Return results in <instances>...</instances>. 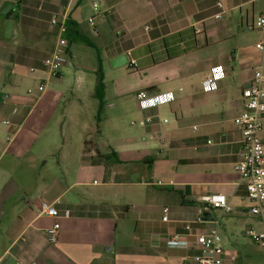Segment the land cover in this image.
Returning <instances> with one entry per match:
<instances>
[{
	"label": "crops",
	"instance_id": "crops-1",
	"mask_svg": "<svg viewBox=\"0 0 264 264\" xmlns=\"http://www.w3.org/2000/svg\"><path fill=\"white\" fill-rule=\"evenodd\" d=\"M218 3L223 5L221 19L216 18L221 12ZM263 13L264 0H0V264H196L193 243L198 233L210 230L219 232L225 250L238 255L236 263L229 258L227 264H264L261 246L248 236L250 228L263 232L264 221L250 216L253 203L245 187L236 185L241 133L234 124L244 109L242 93L261 59L257 45L264 41V32L260 30L253 46H238L237 38L240 29L244 33L254 29ZM56 16L93 45L95 77L99 62L104 79L107 64L113 69L127 67L130 74L154 70V80L134 94L115 88L116 98L127 99L126 107L134 102L136 121L154 118L142 127L141 139H124L123 149L138 156L136 162L150 169L152 179L166 174L174 160L196 167V180L185 182V190L176 188L183 184L179 182L123 180L138 169L133 167L137 163L124 161L119 177L113 162L96 158L97 153L108 152L96 144L86 149L95 131L90 130L91 122L70 134L75 146L66 148L64 142L50 138L48 120L37 116L47 92L32 102L28 90L45 79L42 63L56 42L50 24ZM7 20L14 21L9 40L2 37ZM231 40L233 50L225 47ZM72 44L78 43L68 42L64 70L74 58ZM216 44L221 46L209 52ZM120 56L128 62L113 65ZM131 60L136 61L135 68ZM216 67H222L224 76L216 81L215 91L206 93L201 82ZM140 91L172 94L174 100L143 110L137 101ZM169 113L175 117L173 123ZM187 120L196 133L190 137L183 133ZM54 163L62 167L63 177L51 174ZM170 187L180 191L182 200L160 205L156 189ZM211 194L225 195L232 212H202L200 200ZM42 202L54 204L59 217L40 214ZM55 220L61 231L58 242L50 244L46 230ZM176 235L188 247H168Z\"/></svg>",
	"mask_w": 264,
	"mask_h": 264
},
{
	"label": "rangeland",
	"instance_id": "rangeland-1",
	"mask_svg": "<svg viewBox=\"0 0 264 264\" xmlns=\"http://www.w3.org/2000/svg\"><path fill=\"white\" fill-rule=\"evenodd\" d=\"M262 32L257 28H254L244 33L240 29L237 39L239 40L241 38V41L239 40L240 43L237 41L238 46H240V44L241 46L255 45ZM220 46V44L214 45L209 52H211V50H217ZM234 46V40L225 43V47L232 48V50L235 48ZM72 52L74 58H69L68 60V63H70L69 69H62L61 77L50 83L49 88L46 91L47 95L37 109V116L48 120V127L50 128L48 134L50 138L55 139V142L60 145L64 142L66 148L75 146L77 143L76 139L70 138V134L73 133L74 130L80 129V124L91 122L89 123L90 130L95 131L91 135L89 148L98 145L99 148L106 153L108 152V154L115 153L117 160H114V164L112 165L115 166L120 177L122 163L127 160H134L136 162L138 157L136 154H128L127 152H124V139H141L144 130L138 125L131 124L132 121L138 120L132 112L136 109L134 102H131V107H126L123 104V101L125 102L127 99L116 98L115 88L116 90H119V92L128 91L129 93L133 92L134 94L141 87H144L147 83L154 80V70L149 69L142 74H130L131 70L127 67L113 69L107 64V76H105L104 79V88L99 91V97L101 98L100 101L95 97L96 77L91 69L92 62L95 60V49L80 44H72ZM190 56L194 57L197 55L192 54ZM25 90H27V88ZM28 96L32 99V102L37 101L36 99L39 98L37 91H35V94L33 95L28 94ZM78 100L82 101V107H78V105L80 106V101ZM110 104H115L116 106L109 108ZM130 108H132V110ZM161 109L166 111L165 106L161 107ZM94 112L95 115H93L91 120L88 121L90 113L92 114ZM167 116L172 123L175 121V117L171 113L167 114ZM184 125L186 126L183 132L185 136L190 137L196 134L192 130L191 121L187 120ZM61 132H63V136L61 135ZM87 148L88 147L86 146V149ZM141 153L143 155L146 152L144 153L141 151ZM162 156L166 157V154ZM96 158H98V156ZM155 158L158 159L159 156ZM136 163L137 164H134L133 167H137L139 171L137 169L136 171L129 173L127 176H123V180H127V182H147V180H161L164 183L179 182L183 184L176 188L182 190H185V182L196 180L193 179L195 178V174L193 173H195L197 168L186 166L177 160L171 161L172 164H170L171 166L167 169V173L172 176L168 177L167 173H159L154 179L149 175L150 169L147 170L141 168L138 162ZM50 166L51 164H49L48 168H50ZM51 174L53 177L61 178L64 176V171L58 163H54L53 169H51ZM119 177L114 176V180H118ZM94 179L99 181L101 180V177L95 176ZM63 180L64 182L67 181L66 178ZM156 190L160 192V205H174L182 200L180 191L173 190L171 187L169 189L161 188ZM227 251L235 253L232 250ZM233 261L235 263L238 261V255Z\"/></svg>",
	"mask_w": 264,
	"mask_h": 264
},
{
	"label": "built area",
	"instance_id": "built-area-1",
	"mask_svg": "<svg viewBox=\"0 0 264 264\" xmlns=\"http://www.w3.org/2000/svg\"><path fill=\"white\" fill-rule=\"evenodd\" d=\"M94 9H98V3H94ZM221 12L216 15L217 19L223 17V5L218 3ZM89 23L95 26L93 18L89 19ZM51 26L55 29L56 42L49 57L44 59L43 67L45 79L37 86L30 88L29 95L35 94L37 91L39 97L42 96L47 89L51 80L61 77V69L66 62L68 52V41L65 37L67 32L66 20L62 17H53L50 21ZM255 28L264 32V13L260 15L255 23ZM257 49L261 54V59L253 70V79L250 85L244 89L242 93L243 111L234 119V124L241 133L240 150L238 153V161L235 171L238 175L236 185L245 187L247 198L253 203L250 209V216L264 221V41L257 45ZM131 67H136V61H130ZM32 72L34 68L30 69ZM224 76L222 67H216L212 70L210 76L201 82L202 90L206 93L215 91L217 88L216 81ZM174 100L172 94L164 96L152 95L147 91H140L137 94L138 105L141 109H152L161 105L169 104ZM154 122V118L149 116L132 125L146 127ZM164 123L167 120L163 121ZM5 124H9L8 121ZM196 129V128H194ZM211 143V140L208 141ZM202 212L210 209L221 210L224 213H231L232 206L229 204L227 197L223 194H211L201 198ZM40 214L47 215L57 219L59 213L54 204L42 202L40 204ZM165 216L164 221L168 220L169 209H163ZM198 221L202 220L201 214ZM66 217L70 215L69 211L65 213ZM189 229V227H187ZM61 226L58 221L46 230V238L50 244L58 242ZM248 236L258 243L264 252V231L256 232L254 229H248ZM170 248L188 247L184 239L180 236H173L167 243ZM194 247L198 253L195 256L196 264H227L228 260H233L237 254L225 250L222 246V238L217 230L198 233ZM33 264H40L34 262Z\"/></svg>",
	"mask_w": 264,
	"mask_h": 264
},
{
	"label": "trees",
	"instance_id": "trees-1",
	"mask_svg": "<svg viewBox=\"0 0 264 264\" xmlns=\"http://www.w3.org/2000/svg\"><path fill=\"white\" fill-rule=\"evenodd\" d=\"M68 42H75L81 45L92 47L93 45L90 44L88 41H85L83 37L76 34L75 30L73 29V25L71 23L67 24V32L65 35ZM104 88V74L102 70V66L99 62L98 68L96 70V90H95V96L101 101V98L99 97V91H101ZM102 108V104H101ZM90 145L86 142V146ZM98 158L103 159L107 162H113L114 160H117V156L115 153L107 154V155H101L97 153Z\"/></svg>",
	"mask_w": 264,
	"mask_h": 264
},
{
	"label": "water",
	"instance_id": "water-1",
	"mask_svg": "<svg viewBox=\"0 0 264 264\" xmlns=\"http://www.w3.org/2000/svg\"><path fill=\"white\" fill-rule=\"evenodd\" d=\"M6 6L8 7V6H11V5L8 3ZM13 26H14V21L13 20H7L5 22V24H4V33H3V36H2L3 39L9 40L11 38ZM127 62H128L127 57L120 56L113 62V65H116V64L122 65V64H126Z\"/></svg>",
	"mask_w": 264,
	"mask_h": 264
}]
</instances>
